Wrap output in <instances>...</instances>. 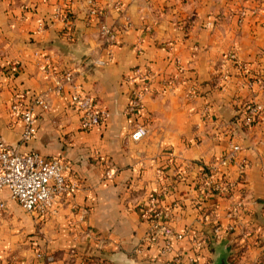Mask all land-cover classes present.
I'll use <instances>...</instances> for the list:
<instances>
[{"label": "crops", "instance_id": "obj_1", "mask_svg": "<svg viewBox=\"0 0 264 264\" xmlns=\"http://www.w3.org/2000/svg\"><path fill=\"white\" fill-rule=\"evenodd\" d=\"M73 1L74 27L65 34L53 0H0V135L21 152L61 160L72 187L48 215L29 219L2 193L0 264H169L176 257L177 264L190 257L213 264L212 241L233 249L247 228L248 245L255 237L263 242L264 227H254L264 221V0H96L104 13L89 22L92 0ZM242 8L249 13L239 23ZM102 25L118 33L114 45ZM139 66L153 73L155 91L142 112L129 115L133 85L124 78ZM68 70L102 113L91 130L80 128L67 92H56ZM171 76L175 85L162 92ZM20 96L25 103L44 96L49 105L36 108L30 143L21 142L23 123L11 112ZM249 104L262 107L250 128L241 125ZM142 125L148 134L132 140ZM235 145L247 164L242 174L237 163L224 171L218 163ZM216 167L233 185L226 196L204 199L203 179ZM155 198L170 209L174 233L201 235L196 254L187 237L174 238L165 255L144 244L142 213ZM229 225L236 232L227 233ZM214 227L221 228L217 239ZM31 241L53 261L37 258ZM248 248L247 256L261 251Z\"/></svg>", "mask_w": 264, "mask_h": 264}, {"label": "built area", "instance_id": "obj_2", "mask_svg": "<svg viewBox=\"0 0 264 264\" xmlns=\"http://www.w3.org/2000/svg\"><path fill=\"white\" fill-rule=\"evenodd\" d=\"M45 1V0H43ZM47 1V0H46ZM73 0H53V19L63 24V32L70 34L73 31L74 19L70 13ZM257 2V1H256ZM259 9L260 6L256 5ZM104 10L98 6L96 0H92L86 20L89 22L92 18H100ZM249 9L242 8L238 11V22L243 23L248 16ZM124 28V27H123ZM101 34L105 38L108 46L117 42L118 33L113 28L102 25ZM229 59L235 60L234 54H229ZM99 64H104L101 61ZM153 73L150 69L135 67L130 74L126 75L124 80L133 85L131 97L129 99L126 112L134 115L142 112L145 107V99L154 94ZM176 78L169 77L162 83V92L175 85ZM66 91L70 106L76 111L79 117V125L82 130H91L100 125L102 113L99 110L94 95L87 90L83 83L78 80L76 71L68 70L60 73L56 83V92ZM20 96L11 106V112L23 123L21 142L30 143L37 135V117L35 110L37 107L44 111L48 110L49 105L44 96L35 97L29 103H25ZM262 113V107L256 104H249L243 108L242 122L247 125H253ZM148 134V129L142 125L136 128L131 134V139L139 141ZM19 145H12L4 141L0 135V197L4 191H7L9 198L16 202L24 211L44 217L48 215L54 207L55 202L71 190L64 176L65 164L56 158H45L34 150L21 152ZM241 147L235 145L232 150L219 159V166L224 171L230 165L237 163L239 172L242 174L247 164L245 159L239 157ZM224 172L216 169L208 172L204 177L202 190L205 193L227 191L228 185ZM158 195L156 197H160ZM174 207H179L174 204ZM6 204L0 198V218L5 211ZM206 214H203L202 218ZM142 218L149 225L148 231L144 237V244L149 247H159V254L165 255L173 251V239H182L187 237L192 245L194 254L202 247V237L194 229H189L185 233L176 234L171 226L170 209L161 206L158 199L152 200V204L142 213ZM233 226L226 228L231 230ZM214 236L221 235V228L214 227ZM162 243V246H161ZM36 257L53 261V256L46 255L41 249L36 248ZM180 262L176 257L169 264ZM195 257L188 259L189 264H196Z\"/></svg>", "mask_w": 264, "mask_h": 264}, {"label": "rangeland", "instance_id": "obj_3", "mask_svg": "<svg viewBox=\"0 0 264 264\" xmlns=\"http://www.w3.org/2000/svg\"><path fill=\"white\" fill-rule=\"evenodd\" d=\"M256 1L257 0H255V2ZM241 125L244 126V127H249V128L252 127V125L251 126L245 125L242 122V120H241ZM241 150H242V148H241ZM218 168L216 167L214 169H216V171H217ZM226 180L228 182L227 184L231 186L232 181H229L228 179H226ZM199 194H200V197L205 199L206 197H208L210 195H218V194H220V196H226L228 193H224V192L220 193L219 191L211 192V193H206V192L204 193L203 190H200ZM199 213L201 214V216H203V214H207V210L206 209L199 210ZM21 216L26 218V219L27 218L29 219V218L33 217L32 214L24 211L22 208H21ZM262 217L264 218V213H263ZM229 226H231V225H229ZM261 227H264V221H263V224L259 223V228H255L254 227V229H257L256 233H259ZM246 229L240 230L239 233L237 235H235L236 238L234 236L235 239H233L231 241V243L234 246V248L232 249V247H231V249H230V257H229L230 263L231 264H264V238H263V242H260L259 239H257V237H255V238L252 239V242H250V245H248V239L250 237H253V236H252V231H249L250 232L249 236H247L248 234L244 235V233L247 230H250V229H247V230ZM229 232H232V233L236 232V229L234 228V226H233V228L231 230H227V233H229ZM30 245L34 249L36 247H38V245L35 246L32 243V241H31ZM249 246H252V247L254 246L255 248L257 246L258 249H261V251H259V254L257 256H254L253 254H248V256H247L246 252L249 249L248 248Z\"/></svg>", "mask_w": 264, "mask_h": 264}, {"label": "water", "instance_id": "obj_4", "mask_svg": "<svg viewBox=\"0 0 264 264\" xmlns=\"http://www.w3.org/2000/svg\"><path fill=\"white\" fill-rule=\"evenodd\" d=\"M212 244L215 249V257L213 264H231L229 261L230 248L226 247L222 243L215 244V241H212Z\"/></svg>", "mask_w": 264, "mask_h": 264}, {"label": "trees", "instance_id": "obj_5", "mask_svg": "<svg viewBox=\"0 0 264 264\" xmlns=\"http://www.w3.org/2000/svg\"><path fill=\"white\" fill-rule=\"evenodd\" d=\"M254 1H255V0H254ZM36 248H37V247H36ZM36 248H35V249H36Z\"/></svg>", "mask_w": 264, "mask_h": 264}]
</instances>
